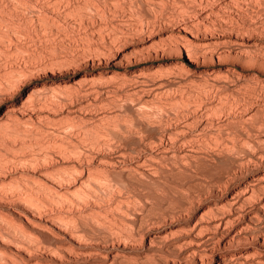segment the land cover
<instances>
[{
	"label": "rangeland",
	"instance_id": "rangeland-1",
	"mask_svg": "<svg viewBox=\"0 0 264 264\" xmlns=\"http://www.w3.org/2000/svg\"><path fill=\"white\" fill-rule=\"evenodd\" d=\"M263 187L264 0H0V264H264Z\"/></svg>",
	"mask_w": 264,
	"mask_h": 264
},
{
	"label": "bare ground",
	"instance_id": "bare-ground-1",
	"mask_svg": "<svg viewBox=\"0 0 264 264\" xmlns=\"http://www.w3.org/2000/svg\"><path fill=\"white\" fill-rule=\"evenodd\" d=\"M185 48H186V47H185ZM186 49H187V48H186ZM189 54H190V53H189ZM189 57H190V56H189ZM203 170H204V169H203ZM206 173H207V172H206ZM199 175H200V174H199ZM202 175H203V174H202ZM212 176H213V175H212ZM213 179H214V178H213ZM209 181H210V180H209ZM200 182H201V181H200ZM219 182H220V181H219ZM208 183H209V182H208ZM221 183H222V181H221ZM262 186H263V185H262ZM257 188H258V187H257ZM263 188H264V187H263ZM255 190H256V189H255ZM260 191H261V190H260ZM255 192H256V191H255ZM255 192H254V193H255ZM261 192H262V191H261ZM263 192H264V191H263ZM250 197H251V196H250ZM253 197H254V196H253ZM253 197H252V198H253ZM254 198H255V197H254ZM244 199L246 200V198H244ZM254 200H255V199H254ZM255 201H256V200H255ZM228 202H229V201H228ZM230 202H231V201H230ZM243 202H244V201H243ZM246 202H247V201H246ZM232 203H233V202H232ZM241 204H243V203H241ZM262 205H263V204H262ZM224 206H225V205H224ZM225 207H226V206H225ZM227 208H228V207H227ZM227 208H226V209H227ZM230 208H231V207H230ZM240 208H241V206H240ZM210 209H212V207H210ZM228 209H229V208H228ZM213 210H214V209H212V211H213ZM218 210H219V209H218ZM221 210H222V209H221ZM208 211L211 212V210H209V209H208ZM219 211H220V210H219ZM222 211H223V210H222ZM214 212H215V210H214ZM212 213H213V212H212ZM227 213H228V212H227ZM256 215H257V214H256ZM215 216H216V215H215ZM257 216H258V215H257ZM221 217H222V216H221ZM251 218H252V217H251ZM251 218H250V219H251ZM253 218H254V216H253ZM229 220H230V218H229ZM253 220H255V219H253ZM255 222H256V221H255ZM231 223H232V222H231ZM247 224H248V222H247ZM226 225H227V224H226ZM249 228H250V227H249ZM201 230H202V229H201ZM201 230H200V231H201ZM204 230H205V229H204ZM202 231H203V230H202ZM197 254H198V252H197ZM201 254H203V253H201ZM201 254H200L199 256H201V259H203L204 257H203V255H201ZM204 255H205V254H204ZM206 255H207V254H206ZM209 255H210V254H209ZM202 257H203V258H202ZM204 261H205V260H204ZM202 264H203V263H202ZM205 264H206V263H205Z\"/></svg>",
	"mask_w": 264,
	"mask_h": 264
}]
</instances>
